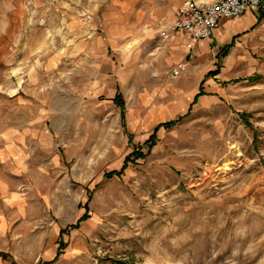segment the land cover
I'll return each mask as SVG.
<instances>
[{
    "label": "rangeland",
    "instance_id": "obj_1",
    "mask_svg": "<svg viewBox=\"0 0 264 264\" xmlns=\"http://www.w3.org/2000/svg\"><path fill=\"white\" fill-rule=\"evenodd\" d=\"M100 1L0 0V264H264V24L191 106Z\"/></svg>",
    "mask_w": 264,
    "mask_h": 264
},
{
    "label": "crops",
    "instance_id": "obj_2",
    "mask_svg": "<svg viewBox=\"0 0 264 264\" xmlns=\"http://www.w3.org/2000/svg\"><path fill=\"white\" fill-rule=\"evenodd\" d=\"M185 1L102 0L100 4L106 3V28L112 35L119 34L115 38L117 41L123 40L126 47L133 46L136 41H139L145 50L151 48L152 52L157 53L154 56H149L147 53L146 63L159 61L163 65H173L180 61H187L188 70L184 72L179 83L185 80L188 82L191 79L195 81L194 88L197 92L194 94L192 106L197 103L193 102L200 88L204 92L207 78L216 80L220 76L225 79L228 73L242 72L243 64L247 67L249 58L245 57L244 50L249 44L253 45L254 35L262 31L258 26L264 24V17L259 20L260 16L255 14L256 11H247L238 18L223 20L210 39L196 44L187 40L181 32L163 37L162 32L168 30ZM248 18L252 19L248 20ZM230 43L233 45L229 52L225 56L221 54L222 62H218V66L213 69L220 68L219 73L213 76L208 75L212 71L209 70L206 74V67L212 59L211 55L217 58L219 49ZM118 89L119 87L116 91ZM204 95H206L205 92L198 97L197 101Z\"/></svg>",
    "mask_w": 264,
    "mask_h": 264
},
{
    "label": "built area",
    "instance_id": "obj_3",
    "mask_svg": "<svg viewBox=\"0 0 264 264\" xmlns=\"http://www.w3.org/2000/svg\"><path fill=\"white\" fill-rule=\"evenodd\" d=\"M258 10L264 11V0H186L162 35L168 37L181 32L187 40L196 44L210 39L221 21ZM187 67V61L180 62L174 69V75L179 76Z\"/></svg>",
    "mask_w": 264,
    "mask_h": 264
},
{
    "label": "trees",
    "instance_id": "obj_4",
    "mask_svg": "<svg viewBox=\"0 0 264 264\" xmlns=\"http://www.w3.org/2000/svg\"><path fill=\"white\" fill-rule=\"evenodd\" d=\"M264 17V13L263 15H260L259 20H261ZM233 44H227L225 46H223L220 50L221 54L223 56L227 55V53L229 52L230 47ZM219 69L217 68L216 70H212L208 73V75H217L219 73ZM204 92L203 90L200 88V91L195 95V99L194 102H197V99L199 96L203 95ZM114 102L117 105V107L120 109V115H121V120H122V125L124 126L125 131H127L126 128V103L123 97V94L121 93V91L118 89L115 97H114ZM191 109V107H190ZM177 122V120H169V121H165L163 123L158 124L155 129L154 132L151 134V136L148 138V140L145 142L146 145H148V149L151 150L152 146L155 145L156 143V138H157V131L161 128V127H165V128H169L172 127L175 123ZM131 136V134H130ZM147 155V152L145 153L143 151V149L139 146L138 148L134 149L125 159L121 169L119 170H113L109 173L106 174V177H112L114 175L120 176L124 173L125 169L127 168V165L129 162H135L137 159H141V158H145ZM89 216L88 212H85L81 217H79L78 221L75 224H71L69 225V228H78L80 226V223L84 220H86ZM66 246V244L64 242L61 243L60 248L57 251V255L55 257L54 260H56L59 255L61 254L62 249H64ZM39 264H43L42 262H40Z\"/></svg>",
    "mask_w": 264,
    "mask_h": 264
}]
</instances>
